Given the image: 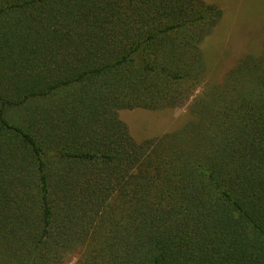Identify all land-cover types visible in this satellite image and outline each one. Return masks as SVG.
Here are the masks:
<instances>
[{
    "label": "trees",
    "instance_id": "1",
    "mask_svg": "<svg viewBox=\"0 0 264 264\" xmlns=\"http://www.w3.org/2000/svg\"><path fill=\"white\" fill-rule=\"evenodd\" d=\"M221 18L205 0H0V264H264V43L194 94ZM183 105L143 142L119 116Z\"/></svg>",
    "mask_w": 264,
    "mask_h": 264
},
{
    "label": "rangeland",
    "instance_id": "2",
    "mask_svg": "<svg viewBox=\"0 0 264 264\" xmlns=\"http://www.w3.org/2000/svg\"><path fill=\"white\" fill-rule=\"evenodd\" d=\"M205 1L218 7L222 18L201 46L205 67L195 95L208 87L207 83H223L229 71L246 56L259 55L264 43V0ZM119 116L137 142L176 131L190 119L187 105L156 110L125 109L119 112ZM79 257V251H74L66 256L63 264H77Z\"/></svg>",
    "mask_w": 264,
    "mask_h": 264
}]
</instances>
